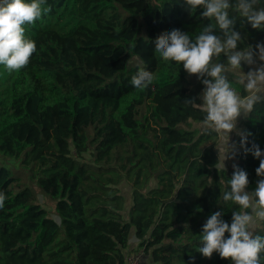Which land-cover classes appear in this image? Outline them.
<instances>
[{
	"label": "trees",
	"instance_id": "obj_1",
	"mask_svg": "<svg viewBox=\"0 0 264 264\" xmlns=\"http://www.w3.org/2000/svg\"><path fill=\"white\" fill-rule=\"evenodd\" d=\"M42 7L50 11L25 25L37 46L29 64L13 72L0 65V155L18 160L56 213L37 202L23 172L0 163V264H124L131 242L154 264H193L192 257L232 264L196 250L202 226L216 211L231 223L240 209L223 193L233 164L248 173L252 191L260 159L245 155L236 135L237 155L219 167L220 138L202 123L204 85L154 51L161 33L180 29L194 38L212 21L202 8L190 13L184 0H46ZM230 15L239 48L264 42V30ZM140 69L155 76L143 91L131 84ZM237 126L251 133L248 147L264 152V104ZM256 234L264 236V222Z\"/></svg>",
	"mask_w": 264,
	"mask_h": 264
},
{
	"label": "clouds",
	"instance_id": "obj_2",
	"mask_svg": "<svg viewBox=\"0 0 264 264\" xmlns=\"http://www.w3.org/2000/svg\"><path fill=\"white\" fill-rule=\"evenodd\" d=\"M46 0H0V65L8 72L26 67L37 51L35 41L26 38L25 25L34 24L50 8L42 7ZM259 0H184L190 13L202 8L201 17L211 23L203 26L194 38L180 29L165 31L154 41V51L164 61L182 64L189 76H196L204 85L200 99L206 115L203 119L205 133H216L225 151L218 149L219 167L225 168L224 161L237 155V147L231 141L235 131L240 136L239 147L245 155L251 153L260 159L254 190L249 191L248 173L233 164V173L228 180L229 190L223 193V200L239 206L232 212L231 223L223 219V212L210 215L202 226L201 246L196 250L203 257L211 258L218 253L232 264H262L264 262V236L256 234L257 225L264 222V152L252 142L248 147L251 133L237 128L239 118H247L256 106L264 104V42L255 48L243 43L241 33L235 30L234 10L253 29L264 30V7H258ZM219 30L220 34H216ZM221 54L227 63H220ZM242 65H248L247 72ZM233 70H241L238 83L246 95H240L230 80ZM155 76L151 71L140 69L131 78L132 86L140 91L148 88ZM187 104H196L194 99H185ZM6 197L0 193V208ZM229 236L226 237L225 234ZM194 264L195 257L191 258Z\"/></svg>",
	"mask_w": 264,
	"mask_h": 264
},
{
	"label": "rangeland",
	"instance_id": "obj_3",
	"mask_svg": "<svg viewBox=\"0 0 264 264\" xmlns=\"http://www.w3.org/2000/svg\"><path fill=\"white\" fill-rule=\"evenodd\" d=\"M235 71H241V70H235ZM202 103H203V101L200 99V105H202ZM217 146L219 147L220 150H226L225 147L222 145L221 140H219V143ZM230 162L231 161H228V159L225 160V164H230ZM0 163L8 166L9 168H11L14 171L23 172V174L25 175V177H23V179L26 182V184H28L29 187L32 189V191L35 193L36 198H37V202L40 203L47 210V212L49 213L50 216H52L51 214L55 215V213H56L55 212V201L53 199H51L48 195H46L44 192H42L39 189V187L36 185V182L27 179V172L20 166V164L18 163V160H15L12 158H5V157L0 155ZM120 190H121V193L123 194V196L126 198L127 205H128V202L130 199V193H131V188H130L129 184L126 181H123L120 184ZM131 244H132V242H131ZM139 249L140 248H138L136 246V244L135 245L132 244V247L129 248L127 251L126 260L130 256H132L134 254V252H136ZM146 257H148V256L143 253V256L140 258V261L138 264H140L143 260H144L143 264H146L147 262H145V260H148V259H145Z\"/></svg>",
	"mask_w": 264,
	"mask_h": 264
},
{
	"label": "crops",
	"instance_id": "obj_4",
	"mask_svg": "<svg viewBox=\"0 0 264 264\" xmlns=\"http://www.w3.org/2000/svg\"><path fill=\"white\" fill-rule=\"evenodd\" d=\"M247 66H248V65H247ZM248 67H249V66H248ZM233 72L235 73V75H231V76L234 77L235 79H237L238 77H240V76L243 75L242 71H235V70H233ZM237 80H238V79H237ZM237 93L239 94V92H237ZM245 95H246V93H245ZM240 119H241V118H239L238 121H239ZM237 123H238V122H237ZM237 128H238V126H237ZM238 129H239V128H238ZM236 135H237V133H236L235 131L231 134V141L234 142V143H235ZM135 243H136V242H132V244H134V245H135ZM132 244L129 245V247L127 248V251H128L129 248L132 247ZM147 256H148V255H147ZM145 259H148V260H145V262H147L146 264H154V263L151 261V259L149 258V256L146 257ZM143 262H144V260H143L140 264H143Z\"/></svg>",
	"mask_w": 264,
	"mask_h": 264
},
{
	"label": "built area",
	"instance_id": "obj_5",
	"mask_svg": "<svg viewBox=\"0 0 264 264\" xmlns=\"http://www.w3.org/2000/svg\"><path fill=\"white\" fill-rule=\"evenodd\" d=\"M143 256V250L140 248L132 256H130L127 260L125 258L124 264H138L140 261V258Z\"/></svg>",
	"mask_w": 264,
	"mask_h": 264
}]
</instances>
